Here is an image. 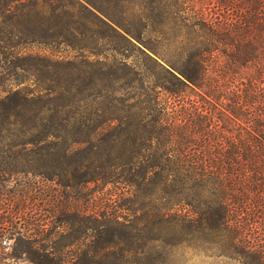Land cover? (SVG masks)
<instances>
[{"label":"trees","instance_id":"obj_1","mask_svg":"<svg viewBox=\"0 0 264 264\" xmlns=\"http://www.w3.org/2000/svg\"><path fill=\"white\" fill-rule=\"evenodd\" d=\"M34 4L63 14L78 8L108 25L104 17L114 19L104 0H35ZM137 5L138 49L161 70L152 91L144 88V78H138L137 181L134 176L123 180L129 188L137 186V202L145 215L146 206L152 203L155 208L151 219L139 221V229L156 239L155 232L163 229L160 224L170 221L173 234L198 233L216 241L239 264H264V0H137ZM31 21L20 20L27 32L19 28L18 33L38 35L40 25ZM149 34L156 42L152 46ZM167 35L185 42L178 60L165 58L155 48ZM15 58L12 66L44 75L47 65L34 55L15 53ZM4 78H0V138L14 140L11 149L22 146L17 154L33 149H26L27 144H45L39 148L43 155L60 146L67 157L113 119L94 112L87 135L68 143L67 127L76 123L73 115H68L70 122L64 128L53 115L49 124L41 123L46 105L58 94L50 88L24 87L22 77L3 87ZM28 134L32 136L26 138ZM92 159L99 165L83 171L84 183L116 182L120 173L115 171L124 165L119 156L106 152L105 158ZM48 167L37 174L53 182L59 172L50 169L51 163ZM64 176L55 181L59 188L47 186L42 191L33 186L5 194L12 206L7 216L0 217V231L14 235L11 238L24 247L26 260L35 264H74L88 258L89 251L73 250L76 242L88 237L81 225L88 228L89 221L116 218L104 211L85 214L77 209L64 189L71 188ZM75 223L80 226L72 229ZM63 224L68 231H59Z\"/></svg>","mask_w":264,"mask_h":264},{"label":"rangeland","instance_id":"obj_2","mask_svg":"<svg viewBox=\"0 0 264 264\" xmlns=\"http://www.w3.org/2000/svg\"><path fill=\"white\" fill-rule=\"evenodd\" d=\"M104 1L110 4V15L113 20L121 22L120 25L107 17L104 18L109 25L104 24L78 8L63 14L59 9L53 11L48 6L40 9V5L34 4L35 0H0V37L3 38L0 42V78L5 77L1 83L3 87L12 86L15 78L22 77L26 78L22 85L24 87L39 90L50 88L55 91L58 95L46 105L41 123L49 124L53 115L64 128L70 122H67L70 119L68 115H73L76 123L67 127L70 130L68 143L87 135L93 118H96L94 112L97 116L104 114L105 117L113 118L102 124L97 133L89 137L87 144L78 145V148L81 147L78 152L72 149L67 157L62 156L60 146L55 152L43 155L45 151L39 148L45 144H27L26 149H33L17 154L15 151L22 146L11 149L14 140L0 138V191L4 194V197L0 196V217L7 216L11 210L12 201L5 200L9 190L17 192L21 188L26 190L33 186L42 191L47 186L59 188L55 181L65 175L70 180L71 188L64 189L70 193L73 198L70 199L74 200L77 209L84 210L85 214L104 211L116 216L115 219L111 217L98 222L89 221L88 228L81 225L87 230L88 237L76 242L73 250L77 253L86 250L91 256L78 259L74 264H239L233 254L221 249L214 240L198 233L182 237L173 234V223L170 221L160 224L163 229L160 233L155 232L156 239L147 237L139 229L145 217L152 218L155 208L152 203L146 206L145 215L137 202V186L129 188L123 180L134 176L137 181L135 136L137 93L141 91L138 78H144V88L152 91V83L161 70L138 49L141 46L137 41L141 10L137 0ZM28 17L32 19L31 23L40 25V33L36 36L28 37L18 33L19 28L27 30L26 25H19L18 22L22 20L26 24L27 20L26 23L24 20ZM116 30L123 36L118 35ZM149 36L152 46L155 40L152 41V34ZM169 37L167 35L155 48L165 58L175 61L180 57L179 52L185 42ZM11 44L16 45L12 47ZM15 53L31 54L42 60L47 65L42 70L44 75L41 77L33 69L30 71L12 66L17 61ZM31 136L28 134L26 138ZM106 152H110L111 156H119V160L124 162L123 167L115 171L120 173L116 182L84 183L83 171L96 170L99 165L98 160L92 158H105ZM53 158L56 160L49 161ZM50 163L53 166L50 169L59 172L58 179L53 182L43 181V176L37 172L48 169ZM14 168L24 172H13ZM34 203L35 208L38 203ZM43 203L39 204L40 208ZM75 224L72 229L80 226ZM67 227L63 224L59 231L64 228L66 232ZM11 236L14 235L7 230L0 231V264H35L26 260L24 247L18 246ZM103 246L107 248L102 249ZM103 254L105 256L102 257Z\"/></svg>","mask_w":264,"mask_h":264}]
</instances>
